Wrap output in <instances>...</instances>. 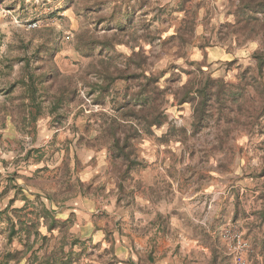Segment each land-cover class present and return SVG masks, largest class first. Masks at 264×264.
Here are the masks:
<instances>
[{"label": "rangeland", "instance_id": "1", "mask_svg": "<svg viewBox=\"0 0 264 264\" xmlns=\"http://www.w3.org/2000/svg\"><path fill=\"white\" fill-rule=\"evenodd\" d=\"M261 1L0 0V264L24 249L23 232L8 242V217L37 222L40 202L60 221L38 226L46 243L18 264L74 239L71 264H264ZM139 47L147 71L105 76ZM136 71L163 74L165 123L132 159H113L104 129L116 106L131 97L151 112ZM207 75L228 101L196 130L194 103L178 99Z\"/></svg>", "mask_w": 264, "mask_h": 264}, {"label": "trees", "instance_id": "2", "mask_svg": "<svg viewBox=\"0 0 264 264\" xmlns=\"http://www.w3.org/2000/svg\"><path fill=\"white\" fill-rule=\"evenodd\" d=\"M243 1L244 0H241V2ZM249 1L253 2V0ZM260 4L261 6H264V0H262ZM255 57L258 60L259 67L262 68L264 66V53L257 52ZM126 59L128 61L123 67H115L114 70L116 73L106 72L105 76H114V80H125L128 77H125L124 74L129 72L133 65H136V67L141 68L143 71H147V68L144 64L147 60V53L143 48L139 47L138 49L134 50L127 56ZM162 76L163 74L161 75L160 73L153 72L147 75L141 74L138 71L131 75V77L135 79H139L141 77L146 78L147 82L149 84L151 83V89L147 91L145 89L146 85H144V88L141 87L140 91L135 94V96L141 99L144 103H147L150 99V96L153 95L151 112L146 109L144 113L142 107L140 110L136 109V103L133 102L131 97L129 99H126L125 97V99L116 106L113 115L109 118V125L104 129V132L110 141L108 149L113 159H132V155L136 149V141L141 137V135L143 133L152 134L153 127H159L165 123V108L162 105L165 103V89L160 88L157 84ZM214 82L215 79L211 75H207L204 81L205 84L198 88L194 94L193 91L187 90L184 95L178 99L179 104H183L185 102H191L192 104L194 103V120L192 125L196 130L199 129V127H201L203 124L208 123L210 120L209 118L214 116L213 109L216 107V104L223 106V104H225V102L227 103L228 101L226 97L223 98L221 96L220 89L210 87ZM232 100H229V107L232 106L233 103L237 102L235 99ZM221 108L222 107L218 106L219 114L216 120L224 118L220 117ZM263 108L264 105L262 106L261 110ZM260 112V110L255 109L254 114H252L254 119L255 117L257 118L261 115L262 112ZM252 123L255 124L254 122H249L251 125ZM48 198L52 200V198ZM11 204L12 201L6 208L7 212L10 211ZM28 204L29 203L27 201L22 208L13 209V213L24 212L26 214V210L29 208ZM39 205L40 213H42V215L39 216V220L37 222L27 219L26 215L18 216V221H15V217H8V222L10 224L8 242L12 243L13 237L16 234H20L22 232L26 237L21 241L23 242L24 246L23 250H16L14 252L7 251L4 254L5 264H9L12 261H15V263L18 264L22 259L21 257L26 255L28 251L34 248L35 244L38 242V239H41L43 243H46L47 236L40 233L38 226L42 223L46 224L48 218L51 220L47 225L49 232L53 231L57 227L56 224L60 220L54 215V211L43 202H40ZM33 212L34 211L32 210L30 213ZM33 229H35L34 232ZM32 233L35 234V238L31 241ZM76 242L77 239H74V243ZM74 243H72L70 249L67 252L64 251L63 246H61L60 250H53L51 254H44L42 257H39L38 253L33 251L28 261H30L31 264H71L73 262V257L77 254L74 251ZM58 253H64V256L63 254L60 256ZM19 255L22 256L19 257Z\"/></svg>", "mask_w": 264, "mask_h": 264}, {"label": "crops", "instance_id": "3", "mask_svg": "<svg viewBox=\"0 0 264 264\" xmlns=\"http://www.w3.org/2000/svg\"><path fill=\"white\" fill-rule=\"evenodd\" d=\"M72 206L73 205H71V203L70 204L67 203V205L65 206V208H63L62 213H59V216H67L71 211H74V209L72 208ZM1 246H2V243L0 241V248H1Z\"/></svg>", "mask_w": 264, "mask_h": 264}, {"label": "built area", "instance_id": "4", "mask_svg": "<svg viewBox=\"0 0 264 264\" xmlns=\"http://www.w3.org/2000/svg\"><path fill=\"white\" fill-rule=\"evenodd\" d=\"M238 260H239L240 263L242 262V258L241 257H239Z\"/></svg>", "mask_w": 264, "mask_h": 264}]
</instances>
